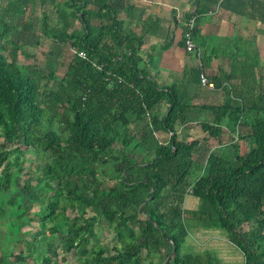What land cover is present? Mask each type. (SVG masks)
Segmentation results:
<instances>
[{
  "label": "trees",
  "instance_id": "16d2710c",
  "mask_svg": "<svg viewBox=\"0 0 264 264\" xmlns=\"http://www.w3.org/2000/svg\"><path fill=\"white\" fill-rule=\"evenodd\" d=\"M21 1L0 9V264H51L45 240L58 231L63 264L69 252L78 264H234L226 256L237 252L241 264H264V89L251 65L242 61L220 104L198 106L184 85L151 74L144 35L119 17V0H40L39 36L71 51L63 72L44 71L12 37L10 14L35 4ZM191 108L209 114L201 140L178 138ZM196 148L208 151L204 163ZM31 189L30 204L46 196L32 213L39 230L53 224L38 239L22 234ZM102 221L114 242L95 240Z\"/></svg>",
  "mask_w": 264,
  "mask_h": 264
},
{
  "label": "crops",
  "instance_id": "0c3cea01",
  "mask_svg": "<svg viewBox=\"0 0 264 264\" xmlns=\"http://www.w3.org/2000/svg\"><path fill=\"white\" fill-rule=\"evenodd\" d=\"M125 1L130 16L124 13ZM117 9L130 30L144 35L141 53L151 74L160 84L184 85L194 104H220L223 90L239 83L237 70L242 61L259 72L264 89V0H119ZM191 14L196 16L193 40L201 53L203 71L212 84L214 79L224 81L221 87L199 84L196 54L184 49L183 19ZM190 112V120L177 124V134L184 127L188 139L195 131V136L203 137L198 124L209 114L199 108ZM246 129L243 125L237 131ZM233 135L226 129L222 140L228 142Z\"/></svg>",
  "mask_w": 264,
  "mask_h": 264
},
{
  "label": "rangeland",
  "instance_id": "374dc122",
  "mask_svg": "<svg viewBox=\"0 0 264 264\" xmlns=\"http://www.w3.org/2000/svg\"><path fill=\"white\" fill-rule=\"evenodd\" d=\"M6 1L7 0H1L0 1V9L4 8ZM21 2L24 3L23 0ZM34 2H35L34 6L31 7V5H27L25 10L22 13L19 14V13L12 12L10 14V22L12 24H19V27L15 28L12 31V37L14 39L21 41V43H23L24 50L26 51V53L33 57L32 59L30 58L31 59L30 61H32L34 59V62H36V64L38 66L43 68L44 71H47L48 69H57V72L59 74V73L64 71L65 67H64L63 63L68 60V58L70 56L69 53L71 51L68 49V47L66 45H62L56 41L49 40L48 38H41L39 36L38 30H39V22H40V18H41V14H42V8H41L40 0H34ZM45 2L48 3L49 0H46ZM47 11H49V9ZM48 13L51 16L50 22L53 23L55 19L52 18L53 15L50 13V11ZM49 53H51V54H49ZM20 61L21 62H28V60H24V58H22V57H21ZM236 66H238V64ZM237 71L239 73L240 72L242 73L243 69L241 67H238ZM250 72L247 71V74L250 73V74H248V76L249 77L251 76V78H255V82L256 83L258 82L260 84L261 75L259 74V72L255 71V69H251ZM249 77H248V79H250ZM253 82H254V80H253ZM163 108L164 107H162V109ZM183 129H184V127L183 128L179 127L178 138L188 140V141L191 140V138L192 139L196 138V139L201 140L202 135L195 136L197 134L196 131L193 132L194 133L192 135L193 137L188 139V137L186 136L185 130H183ZM201 144H202V141H201ZM142 152H144V150ZM142 152H140L141 155H142ZM195 152L198 155L200 162L204 163V158L207 155L208 151L206 149L201 150L199 148H196ZM31 155L32 154L27 155L28 156L27 158H29V159L32 158L33 156H31ZM139 157H140V154H139ZM29 159L25 163V168L28 167V165H29V161H30ZM45 160H47V158L44 156L38 157L37 162L43 163V161H45ZM26 177H27V175H25L24 173H22L21 175H19L17 177V185L19 187L22 186L23 180ZM32 193H33L32 189L29 192H26V194L24 193V199H25L26 203L28 205H30V215L34 220L29 226H25L22 229V232H23L22 234H24V238H30L31 239V237L32 238L34 237V238L38 239L42 235H47L46 229L53 224L47 223L44 231L39 230V225L36 221L37 217L34 216L32 213L34 211L44 207V205H45L44 201H45L46 196H45V194H41L39 196L37 195L38 203L30 204L28 202V198L32 199ZM19 194H22V192H20ZM95 230L97 233V236L95 237L96 241L98 240V241H101L103 243L114 242V236H113L112 232L105 227V223L103 221L100 222L99 226H97ZM4 232H5L4 225H0V246H1V240H2L1 238H3V237H4V239L8 238V236H6V234L4 235ZM29 232L31 233L30 235L26 234ZM63 238L64 237H63L62 233L58 231L54 234V236L45 240L46 247H48V252H49L48 254L52 255L51 257L53 260H52L51 264H63L60 261V258L62 257L63 250H64V246L62 245ZM211 240L210 241L213 244L219 243V241H215V239H211ZM22 246H23L22 241H19L16 243L14 242V251H18V250L22 249ZM31 251H32V253H35L37 251V248L33 247ZM64 255L67 257L66 264H78L77 256L75 254H73V252H69V253H66ZM226 259L233 260L234 264H241V262H242L241 254L238 252L236 254L234 253L233 255H230V254L227 255ZM154 261L157 263H160V259H154Z\"/></svg>",
  "mask_w": 264,
  "mask_h": 264
},
{
  "label": "built area",
  "instance_id": "2783aa9c",
  "mask_svg": "<svg viewBox=\"0 0 264 264\" xmlns=\"http://www.w3.org/2000/svg\"><path fill=\"white\" fill-rule=\"evenodd\" d=\"M196 23V16L194 14H191L190 16L184 17L183 19V31H182V40H183V46L185 51L187 52H191L196 54L197 57V62H198V81L199 84L201 86H205V87H213V84L207 79L202 65H201V61H200V56L201 53L199 51V48L196 47L193 37H192V30L195 26ZM82 57H85V53L84 52H80L79 53ZM118 80H120V78L117 77ZM107 81H109V84L112 82V79L110 77H108ZM147 118L149 119V115L148 113H146ZM153 136L156 139H160L157 135L156 132L153 131Z\"/></svg>",
  "mask_w": 264,
  "mask_h": 264
}]
</instances>
